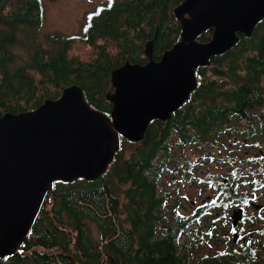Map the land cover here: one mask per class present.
I'll return each instance as SVG.
<instances>
[{"label":"trees","instance_id":"16d2710c","mask_svg":"<svg viewBox=\"0 0 264 264\" xmlns=\"http://www.w3.org/2000/svg\"><path fill=\"white\" fill-rule=\"evenodd\" d=\"M181 1L106 0L86 13L80 33L52 35L50 47L35 41L26 59L16 54V46L38 34L44 1L0 0V114L31 109V103L35 108L47 97L60 96L63 87L73 82L83 86L93 106L109 112L112 102L104 92L113 89L112 69L127 59L146 62L149 39L154 40V57L160 58L180 38L181 23L174 7ZM239 34L235 46L212 56L210 70L215 77L206 78L208 65L200 66L202 80L190 98L171 118L153 119L143 140L122 138V146L104 174L93 180L55 181L22 247L0 257V264H253L255 253L245 249L246 244L237 246L233 241L221 252L195 255L196 244L205 242L214 228L211 225L205 230L200 221L206 215L221 216V210L230 206L221 192L201 205L203 209L182 214L175 208L169 215L163 208L169 193L161 195L158 184L175 143L183 146L222 129L225 132L231 122L252 116L249 106L263 104L264 88L259 79L264 76V19L250 36ZM211 36L212 29H208L200 39ZM99 38H111L117 52L100 44L93 60L68 56L76 40L95 44ZM244 53L246 72L240 74ZM229 76L231 81L226 82ZM263 125L259 122L253 133H262ZM128 143L135 147L126 156ZM238 170L239 166L231 170L230 193L245 183L238 181ZM261 170L264 176V166ZM189 174L187 168L184 177L190 179ZM113 178L127 184L122 193L129 209L126 220ZM253 188H264V177ZM88 220L95 222L99 238L93 236ZM260 230L264 232V228ZM252 247L256 248V242Z\"/></svg>","mask_w":264,"mask_h":264},{"label":"water","instance_id":"95a60500","mask_svg":"<svg viewBox=\"0 0 264 264\" xmlns=\"http://www.w3.org/2000/svg\"><path fill=\"white\" fill-rule=\"evenodd\" d=\"M174 13L180 38L159 59L149 39L146 62L127 59L112 69L110 112L93 106L73 82L35 108L0 114V257L22 247L55 181L100 177L122 138L141 141L153 119L171 118L197 88V68L235 46L239 33H253L264 19V0H183ZM208 29L211 38L200 39ZM244 210L233 208L234 225Z\"/></svg>","mask_w":264,"mask_h":264},{"label":"rangeland","instance_id":"374dc122","mask_svg":"<svg viewBox=\"0 0 264 264\" xmlns=\"http://www.w3.org/2000/svg\"><path fill=\"white\" fill-rule=\"evenodd\" d=\"M43 1L44 16L38 34L35 38L31 37L24 42L20 41L16 46V54L26 59L29 58L31 45L35 41L45 47H50V37L52 35L66 36L72 33H80L86 13L106 0ZM19 40H22L21 35ZM100 44L107 46L111 53L117 52V47L111 38H99L95 44L78 39L68 49L67 54L78 61L80 59L83 61L93 60L99 53ZM246 56L247 53H244L241 58V61L244 60V62L241 63L240 74L246 72ZM213 65L214 63L208 65L206 78L215 77L210 70ZM242 77L239 76L238 79L242 81ZM198 80H202L199 75ZM225 81L230 82V76L225 77ZM260 84L264 88V78ZM106 93L107 91L104 92V94ZM22 105H25V103H22ZM33 107L31 103L29 108ZM236 128V124L231 122L225 132L222 129L220 132L208 134L205 138L191 141L183 146L175 143L173 156H167L166 158L170 160L168 167L159 173L160 194L164 190L169 193L167 203H164L163 208L170 215L175 208L182 214L195 212L198 208L203 209L201 205L204 202L206 204L207 201L218 196V193L221 192L220 196L223 197L226 203H230V206L228 209L223 208L221 210V216L217 215L213 218L206 215L200 221L201 227L205 230L211 225L214 228H210V233L204 238L205 242L202 244L200 242L198 244L194 243L198 251L195 255H201L203 252H221L223 249L229 248L232 241L237 246L243 243L250 248H254L252 245L256 242V257L253 264H264V232L260 230L264 228V188H253V185L263 176L261 167L264 166V137L257 134V136L243 141L241 136L236 137V134L240 133L239 127ZM134 147L135 144H126L125 155L129 156ZM227 157L234 162L227 159ZM236 166H239L238 174L241 176L238 181L245 180V183L237 187L239 188L237 192L230 193L231 170ZM187 168H189L190 173L187 176L190 179L184 177ZM112 183L120 198V207L123 210L122 216L126 220V213L129 212V209L126 208L127 200L122 193L127 184L120 183L115 178H113ZM254 193L257 196H254ZM231 195H233L232 199H230ZM236 206H243L245 208L244 213L249 214L248 218L241 219L244 220L241 226H246V228L251 225L254 226L259 231L256 233L260 238L255 239L254 235L256 236V233L244 228L243 234L238 235L237 239L234 240L233 230L230 227L232 226V209ZM212 221L215 222L212 224ZM88 223L93 236L96 239L99 238L100 231L95 222L88 220ZM126 223L128 224L127 221ZM186 240L187 237L184 238V241Z\"/></svg>","mask_w":264,"mask_h":264},{"label":"flooded vegetation","instance_id":"af4514ba","mask_svg":"<svg viewBox=\"0 0 264 264\" xmlns=\"http://www.w3.org/2000/svg\"><path fill=\"white\" fill-rule=\"evenodd\" d=\"M260 22V21H259ZM258 22V23H259ZM257 23V24H258ZM257 26V25H256ZM256 28V27H255ZM215 55H217V54H215ZM212 58V57H211ZM159 59V58H158ZM212 63V59L210 60V63L209 64H206V65H210ZM200 67V66H199ZM198 67V68H199ZM198 68H197V79H198V75L201 77V75L198 73ZM264 78V76L262 75L261 77H260V82L262 81V79ZM198 83H199V80H198ZM198 86V85H197ZM113 105V104H112ZM249 108L252 110V116H249V117H242V118H239V119H237V121H234V122H232V123H234V124H236V129H238V127H239V130H240V133L239 134H236V137H240L241 136V139L244 141V140H248L249 138H251V137H253V136H257V134H258V136H262V137H264V125H263V127H262V129L261 128H259V129H261L262 131V133H257V134H255V133H253V130H255L257 127H258V123L259 122H264V104H259V103H254V104H252L251 106H249ZM262 177H264V176H262ZM227 184V183H226ZM230 188H231V186H230ZM164 193H166L165 192V190L163 191V193L162 194H164ZM161 194V195H162ZM208 198V197H207ZM207 198H206V201H207ZM203 204H205V202L203 203ZM202 204V205H203ZM260 205V204H259ZM198 209H200V208H198ZM245 211V210H244ZM245 214L246 213H244V215H243V217L241 218V219H243V218H245ZM231 219H232V226L230 227V229L231 230H233V232L234 231H237L238 233H239V235L240 234H243V232H244V228H246V226H241V223L244 221V220H239L238 221V223H237V225H234L233 224V218H232V215H231ZM246 229H248V230H250L251 232H259L258 230H256V228L254 227V226H249V227H247ZM254 238L256 239V238H260V236L258 237V235H257V233H256V236L254 235ZM244 244L243 243H241L239 246H243ZM245 249H248L249 251H252V252H254L255 253V249L256 248H250V247H246ZM255 257H256V254H255ZM254 257V258H255Z\"/></svg>","mask_w":264,"mask_h":264}]
</instances>
